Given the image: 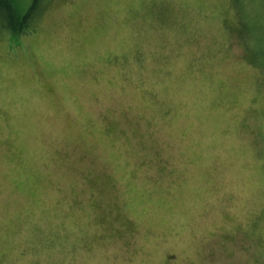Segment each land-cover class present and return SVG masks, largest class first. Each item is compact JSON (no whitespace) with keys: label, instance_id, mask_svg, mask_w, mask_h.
Listing matches in <instances>:
<instances>
[{"label":"rangeland","instance_id":"1","mask_svg":"<svg viewBox=\"0 0 264 264\" xmlns=\"http://www.w3.org/2000/svg\"><path fill=\"white\" fill-rule=\"evenodd\" d=\"M249 2L240 40L232 0H43L28 33L0 21V264H264Z\"/></svg>","mask_w":264,"mask_h":264},{"label":"trees","instance_id":"2","mask_svg":"<svg viewBox=\"0 0 264 264\" xmlns=\"http://www.w3.org/2000/svg\"><path fill=\"white\" fill-rule=\"evenodd\" d=\"M235 2V9L237 10L238 14H239V20L242 21L244 23V30H239V32H237L235 30V32L237 33L238 36V40L242 39V32L243 31L245 34V36H248V38H250L255 32L254 30L251 31L252 26L251 24H253L252 21H248V9L249 11H251V6L252 4H250V0H232ZM255 1V0H254ZM261 5L264 4V0H257ZM26 0H0V21L2 23V26L11 31L12 33H17L15 35H20V34H24V33H28L30 32V26L31 23L34 21V18L41 12L43 0H30L28 1L27 4ZM247 4H250L247 6ZM260 5V6H261ZM247 6V8H246ZM256 14L259 16V11L260 8H256ZM250 13V12H249ZM156 14H158V16H162L163 13L162 11H158L156 12ZM226 13H223V16H225ZM256 16H254V20ZM227 20V19H226ZM227 23V22H226ZM260 24H262V26H264V21L262 20V22H260ZM227 35H229L227 33ZM232 37H236L235 34H232V36L230 35L229 39H232ZM258 40L261 41V38H259ZM250 43H252V41L249 39ZM263 42V41H261ZM253 43H257L256 41ZM255 46V45H254ZM257 46H259V44H257ZM259 49V56H260V60L263 57V48L264 46L261 45L258 47ZM259 63V62H258ZM258 63H251L252 65H258Z\"/></svg>","mask_w":264,"mask_h":264}]
</instances>
